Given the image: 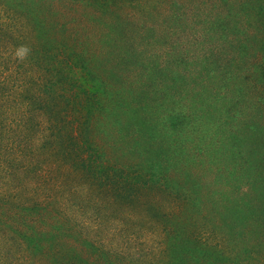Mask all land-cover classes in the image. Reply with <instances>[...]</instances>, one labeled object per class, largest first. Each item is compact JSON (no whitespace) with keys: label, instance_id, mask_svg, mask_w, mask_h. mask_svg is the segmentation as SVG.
<instances>
[{"label":"trees","instance_id":"trees-1","mask_svg":"<svg viewBox=\"0 0 264 264\" xmlns=\"http://www.w3.org/2000/svg\"><path fill=\"white\" fill-rule=\"evenodd\" d=\"M0 264H264V0H0Z\"/></svg>","mask_w":264,"mask_h":264},{"label":"rangeland","instance_id":"rangeland-1","mask_svg":"<svg viewBox=\"0 0 264 264\" xmlns=\"http://www.w3.org/2000/svg\"><path fill=\"white\" fill-rule=\"evenodd\" d=\"M164 75H165V78L168 82L169 81L172 82V79L176 77L174 72H172L170 75L169 71H167V73H164Z\"/></svg>","mask_w":264,"mask_h":264}]
</instances>
